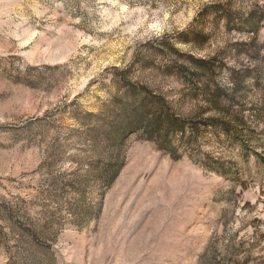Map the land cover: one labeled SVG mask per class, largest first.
Instances as JSON below:
<instances>
[{
	"label": "rangeland",
	"instance_id": "1",
	"mask_svg": "<svg viewBox=\"0 0 264 264\" xmlns=\"http://www.w3.org/2000/svg\"><path fill=\"white\" fill-rule=\"evenodd\" d=\"M0 264H264V0H0Z\"/></svg>",
	"mask_w": 264,
	"mask_h": 264
},
{
	"label": "trees",
	"instance_id": "2",
	"mask_svg": "<svg viewBox=\"0 0 264 264\" xmlns=\"http://www.w3.org/2000/svg\"><path fill=\"white\" fill-rule=\"evenodd\" d=\"M139 105H141V110L137 112V117L140 120L138 119L137 123L149 122L151 130L152 128H157L160 124L170 127H175L179 124V121L174 120L172 115L165 109L166 105L163 102L158 99L155 100L154 97H150L148 94L142 98Z\"/></svg>",
	"mask_w": 264,
	"mask_h": 264
}]
</instances>
